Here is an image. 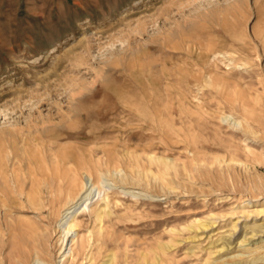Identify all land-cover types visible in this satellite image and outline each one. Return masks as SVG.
Wrapping results in <instances>:
<instances>
[{"label": "rangeland", "instance_id": "374dc122", "mask_svg": "<svg viewBox=\"0 0 264 264\" xmlns=\"http://www.w3.org/2000/svg\"><path fill=\"white\" fill-rule=\"evenodd\" d=\"M3 161L0 264H15L30 221L54 240L45 177L108 168L143 196L104 188L102 235L81 211L85 246L58 264H264V215L240 213L264 204V0H0ZM38 189L37 211L25 195Z\"/></svg>", "mask_w": 264, "mask_h": 264}, {"label": "bare ground", "instance_id": "6f19581e", "mask_svg": "<svg viewBox=\"0 0 264 264\" xmlns=\"http://www.w3.org/2000/svg\"><path fill=\"white\" fill-rule=\"evenodd\" d=\"M232 38L235 40V42H237V45L240 46V47H238L240 50L249 51L247 45L245 44V40L243 41V39H241L235 33L232 35ZM223 48H225V47H223ZM220 50H221V48L217 49V51H220ZM225 50L228 51L229 53L232 52V54H235V52H236L235 49L232 47H230V48L226 47ZM223 51H224V49H223ZM205 81L209 84H213V80L210 77H207ZM222 119L226 120L227 124L232 126V128L240 129L244 132H250L240 121H234L232 119L228 120V117L226 118L225 116L222 117ZM13 142H14V140H13ZM21 150L23 152L22 158L27 160L28 158H27V155L25 153V149L22 148ZM215 161H217V160H215ZM17 163L18 164L16 165L17 166L16 168L21 171L22 165H21L20 161L17 160ZM168 166H170V165L168 164ZM6 167H7V165L4 161H3V163H0V188L3 187L4 189L7 190V189H9V184L7 183L9 181H7V178L5 177V174H4ZM202 167H205V165L203 164ZM25 168H26V166H25ZM168 168L165 167V169H168ZM110 169L111 168H108L107 173L97 171L98 177H95L92 172H86L82 178H78L77 173L75 175H68L67 174L68 176H65V177H61L58 173H56L54 176H51L50 178L45 177L44 179L47 181V183H46L47 184V190L49 191V194L51 196V198L48 200V203H47L48 207L44 203V199L42 197L43 193L41 190L38 189V191L35 190L33 192H27L25 195L27 203H29L33 209H36L38 211V210H43L44 208L47 207V211H48L49 215L53 214V215L58 216V219L56 221L57 232H56V235L54 236L55 237L54 240L51 242V244H49L51 241V237H52L50 234V231H49V226L48 227L47 226L41 227V226H38V224L30 221V225H32L33 230H31L30 236H26L27 237L26 245L23 244V246L20 247L19 256L15 260V264H58L60 261L63 260L61 258H64L66 260H70L72 262L73 258L75 259V256L73 257V254H72V246L74 244H78L80 248H84V246H85L84 240L82 238H78V233H77V230L79 229V225H80L78 220H77V216L80 214L81 211L87 210V211H89V213L93 212L95 214V218L97 220V224L95 226L97 239H98V237H100L102 235V231H104L102 218L104 216L105 208L108 205V199H109L108 193L103 192V194H102V191L104 188L110 189L112 187H118L121 189L120 192L127 194V195L129 194L133 197H137V196L142 195L140 192L132 190V189L139 188L141 190H145V188L143 187V184H142L143 182H139L134 177L126 175L121 169H116V168H114L112 170H110ZM231 169H233V168H231ZM44 172L46 173V171H44ZM70 173H71V171H70ZM9 174H11L10 176H12L13 182L18 184L20 190L23 191V187H22L23 182L22 181H23V179H25L24 175L20 172L15 173L14 169ZM48 174H49V172H48ZM64 175H65V173H64ZM30 176L32 177V179H34V182L37 183V181L39 179L37 178V174H35V171H34V173L33 172L30 173ZM42 176H43V174H42ZM161 180L159 178H156V177L153 178L152 177L149 180L147 179V182L151 181V182H153L152 184L154 186L158 185V187H159ZM172 180L169 178V179H165L163 181H165L168 184L173 186L176 181L173 182ZM140 181H142V180H140ZM149 184H150V182H149ZM168 184L163 185V183H162L160 186L162 191L164 192L162 194H164V195H168L174 191V190H170V188H168V186H167ZM28 185H29V183H28ZM164 186H167L166 189H164ZM174 186L176 187V185H174ZM249 186H253V183L247 182L246 184L242 185V188L245 191L248 189ZM259 187L263 191V193L261 192L260 195H264V184L259 182ZM158 193H160V190ZM146 195H148V194H146ZM94 199H95V201L96 200L103 201V206L97 207L94 210H92L91 209V202H93ZM240 213L244 217H249L250 215H256V216L264 215V204L259 209L241 210ZM237 222L234 223V227H235ZM203 226L204 225H201V227H203ZM206 227H207V225L205 226V228ZM230 240H228V242ZM89 241H90V238H89ZM87 243L89 244V242H87ZM166 246H168V245H166Z\"/></svg>", "mask_w": 264, "mask_h": 264}]
</instances>
